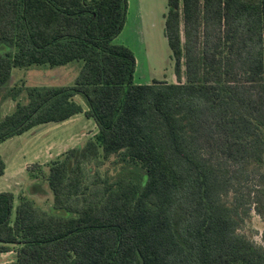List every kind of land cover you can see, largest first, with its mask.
<instances>
[{
    "label": "trees",
    "instance_id": "obj_1",
    "mask_svg": "<svg viewBox=\"0 0 264 264\" xmlns=\"http://www.w3.org/2000/svg\"><path fill=\"white\" fill-rule=\"evenodd\" d=\"M127 13L128 0H0V89L14 68L83 62L73 86L11 88L0 144L78 114L97 126L41 171L53 211L0 193V253L14 264H264L224 200L235 179H253L248 204L264 221V0H167L176 83L135 82V53L115 42ZM6 168L0 156V177Z\"/></svg>",
    "mask_w": 264,
    "mask_h": 264
},
{
    "label": "rangeland",
    "instance_id": "obj_2",
    "mask_svg": "<svg viewBox=\"0 0 264 264\" xmlns=\"http://www.w3.org/2000/svg\"><path fill=\"white\" fill-rule=\"evenodd\" d=\"M166 12L167 0H128L127 21L115 42L128 46L135 53V82L138 84H148L153 80L177 82L172 51L164 32ZM82 66V61H73L64 66L32 65L14 68L10 81L0 89V116L11 113L15 107L16 101L9 96L4 98L11 88L22 85L73 86ZM182 80H185L184 74ZM18 100L26 102V93ZM75 101L87 109V103L81 95H77ZM96 130L94 120L80 114L64 123L35 127L0 144V156L7 165L5 174L0 177V193L13 192L17 198L16 204L22 197H30L40 207L53 211V194L41 171L47 173L50 162L68 149L82 146ZM108 167L111 174L117 173V167L110 164ZM235 182L234 188L224 200L229 206L235 203L239 205L238 233L264 246V221L255 205L248 204V190L254 181L247 179V176H240Z\"/></svg>",
    "mask_w": 264,
    "mask_h": 264
},
{
    "label": "crops",
    "instance_id": "obj_3",
    "mask_svg": "<svg viewBox=\"0 0 264 264\" xmlns=\"http://www.w3.org/2000/svg\"><path fill=\"white\" fill-rule=\"evenodd\" d=\"M78 115H80V114H78ZM78 115H76V116H78ZM96 132H97V130H96ZM15 256H16L15 252H13V251L7 252V253H0V264H14Z\"/></svg>",
    "mask_w": 264,
    "mask_h": 264
}]
</instances>
